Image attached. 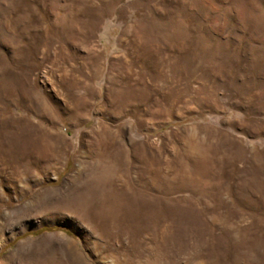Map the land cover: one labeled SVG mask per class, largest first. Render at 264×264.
I'll use <instances>...</instances> for the list:
<instances>
[{
  "label": "rangeland",
  "instance_id": "rangeland-1",
  "mask_svg": "<svg viewBox=\"0 0 264 264\" xmlns=\"http://www.w3.org/2000/svg\"><path fill=\"white\" fill-rule=\"evenodd\" d=\"M0 264H264V0H0Z\"/></svg>",
  "mask_w": 264,
  "mask_h": 264
}]
</instances>
